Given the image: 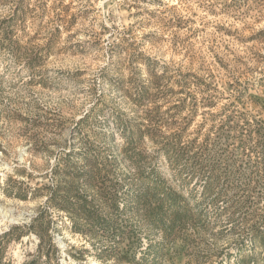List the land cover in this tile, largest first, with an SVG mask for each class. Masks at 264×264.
I'll return each instance as SVG.
<instances>
[{"label":"rangeland","instance_id":"374dc122","mask_svg":"<svg viewBox=\"0 0 264 264\" xmlns=\"http://www.w3.org/2000/svg\"><path fill=\"white\" fill-rule=\"evenodd\" d=\"M0 264H264V0H0Z\"/></svg>","mask_w":264,"mask_h":264}]
</instances>
